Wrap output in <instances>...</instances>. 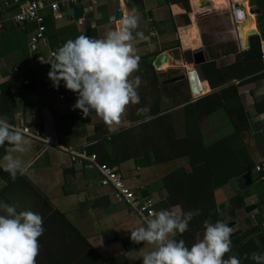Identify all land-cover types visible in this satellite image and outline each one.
Instances as JSON below:
<instances>
[{"label": "crops", "instance_id": "1", "mask_svg": "<svg viewBox=\"0 0 264 264\" xmlns=\"http://www.w3.org/2000/svg\"><path fill=\"white\" fill-rule=\"evenodd\" d=\"M32 1L0 0V115L22 134L26 150L12 154L29 164L14 179L0 168V200L18 211L39 213L45 228H73L104 259L124 257L126 264H141L142 256L155 247L130 239V231L143 222L101 186L96 168L74 161L69 152L85 154L94 146L107 154L127 185L144 187L159 211L168 197L165 179L175 173L183 180L182 173L191 175L199 168L178 154L186 139L195 142L200 136L205 150L194 158H201L200 166L210 168L211 174L205 181L193 178L195 188L205 184L196 195L210 193L216 211L232 221L236 235L230 239L242 236L223 258L255 264L251 254L264 253V178L254 171L264 161V0H244L245 20L240 24L230 12V0H46L59 5V16L50 7L41 11L47 44L37 52L30 47L36 22L15 21ZM77 6L83 9L81 18L74 15ZM132 9L138 25L130 43L138 66L130 79L139 77V102L129 103L120 120L108 124L94 112L85 116L73 108L72 100L57 99L47 75L50 54L81 34L102 38L119 28ZM199 52L205 62L195 65ZM190 70L205 84V95L195 102L186 78ZM59 86L69 90L63 81ZM9 148L0 145V157ZM170 153L175 158L168 160ZM144 158L151 165L137 163ZM189 206L182 203L168 210L183 213Z\"/></svg>", "mask_w": 264, "mask_h": 264}, {"label": "clouds", "instance_id": "2", "mask_svg": "<svg viewBox=\"0 0 264 264\" xmlns=\"http://www.w3.org/2000/svg\"><path fill=\"white\" fill-rule=\"evenodd\" d=\"M137 25L136 10L132 9L119 28L108 31L102 38L81 34L65 41L53 53L48 78L53 87H59L63 81L66 89L77 94L73 108L80 109L85 116L94 112L112 124L120 120L129 103L139 102L135 87L139 77L130 79L138 66L130 43ZM144 111L138 109V113ZM5 143L10 148L0 157L3 161L0 168L14 179L23 175L29 164L12 153H24L26 149L22 134L0 115V145ZM194 215H199V209L183 213L162 209L145 217L143 226L130 231L133 242L155 245L154 250L142 256L141 264H239L235 256L223 258L232 243V228L223 220H205L202 238L191 246L172 238L173 233L187 230ZM43 232L39 213L18 211L16 205L0 200V264H36L38 238ZM250 259L255 264H264V253L253 252Z\"/></svg>", "mask_w": 264, "mask_h": 264}, {"label": "trees", "instance_id": "3", "mask_svg": "<svg viewBox=\"0 0 264 264\" xmlns=\"http://www.w3.org/2000/svg\"><path fill=\"white\" fill-rule=\"evenodd\" d=\"M172 138L173 137L170 139ZM182 144V150H180L181 152L178 155L190 157L193 162L199 164V168L194 172L192 171L191 175H187L185 172L182 173L184 177L182 176L181 178H183V180H177L175 173L170 174L165 179L164 185L165 189H167L168 197L162 204L164 209H170L182 203L183 207H185L187 203L190 205L188 210L199 209V215L193 216L192 220L189 222L187 231L176 237L177 240L182 239L186 246H189V242L194 243L197 234L203 231V222L205 220H209L210 222L223 220L228 225H230L232 221L228 219L225 214L216 211L215 202L210 193H207V195L204 194L202 198L197 196L202 193L201 191H203L202 189L205 186L204 183L201 185L203 186L202 189L201 186L195 188L196 185L192 183L195 176L203 178V181H205V175L207 177V174H211L210 168L207 167L205 169L200 166L201 158H194L195 154L198 157H202V153H204L205 149L201 137L198 136L195 142L186 139L185 143ZM85 151L86 155H96L97 161L100 164L108 163L107 165L110 167H113L115 164V161L107 156V154H101L94 149V146L87 148ZM168 155L166 156L168 160L175 158L172 153ZM137 163L143 166H146L147 163L151 165L145 158L143 160L138 159ZM139 193L143 196H150V193L146 191V189L141 190ZM196 197L198 198L194 199ZM229 216L231 217V215ZM43 228L44 232L38 238L39 251L36 257V264H126L124 257L112 259H104L101 257L80 234L73 230V228H63L62 225L56 230H54L55 228H45V226H43ZM241 237L242 236L231 239V246L233 243L241 242ZM192 240H194V242ZM50 246L52 248H50Z\"/></svg>", "mask_w": 264, "mask_h": 264}, {"label": "built area", "instance_id": "4", "mask_svg": "<svg viewBox=\"0 0 264 264\" xmlns=\"http://www.w3.org/2000/svg\"><path fill=\"white\" fill-rule=\"evenodd\" d=\"M75 4L83 2V0H67ZM244 0H230L229 9L233 15L236 23H242L245 20V12L241 7ZM46 7H50L55 18H58L59 5L56 3L49 4L46 0H34L28 3L22 12L16 16L15 21L18 24L34 21L37 24V30L32 36L30 47L33 52H37L41 46L46 45L44 18L41 11ZM3 25V20L0 18V27ZM53 53L50 54V60L53 59ZM261 55L264 59V44L261 46ZM51 63V62H50ZM187 84L192 102L201 99L205 95V84L199 77L197 71L190 70L186 74ZM27 84V82L25 83ZM52 92L56 95L57 99L61 102L73 101L75 103L76 96H73L69 90L63 91L59 87H51ZM72 159L84 160L88 168H96L101 176V186L109 188L115 200L119 203L125 204L135 215L143 222L144 218L154 215L156 212V202L150 196H143L139 192L144 190V187L132 188L127 185L126 181L121 177L116 169L107 164H100L97 161L96 155H86L77 152H69ZM254 171L264 178V161L254 167ZM261 226L264 229V214L261 216ZM231 234H233V229ZM230 234V235H231Z\"/></svg>", "mask_w": 264, "mask_h": 264}, {"label": "water", "instance_id": "5", "mask_svg": "<svg viewBox=\"0 0 264 264\" xmlns=\"http://www.w3.org/2000/svg\"><path fill=\"white\" fill-rule=\"evenodd\" d=\"M74 15H75L76 18H81L82 15H83V9L81 7H78V6L75 7L74 8ZM116 17L118 19L121 18V14H120L119 11L116 12ZM161 62H162V60H159L157 62V65L161 64ZM204 62H205V56H204V53L203 52H199V53H197V54L194 55V64L195 65H200V64H202ZM182 79H183V77H182ZM179 80H181V78ZM229 227H233V225L232 226L229 225ZM235 235H236V233L233 232V234L230 235V238L233 237V236H235Z\"/></svg>", "mask_w": 264, "mask_h": 264}]
</instances>
